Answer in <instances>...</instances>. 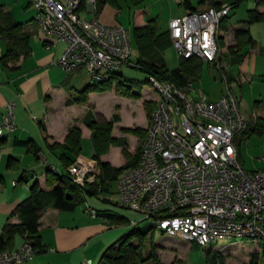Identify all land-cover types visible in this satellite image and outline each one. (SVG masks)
Masks as SVG:
<instances>
[{"label":"built area","instance_id":"1","mask_svg":"<svg viewBox=\"0 0 264 264\" xmlns=\"http://www.w3.org/2000/svg\"><path fill=\"white\" fill-rule=\"evenodd\" d=\"M31 5L45 47L64 42L58 60L64 70L83 71L93 82H104L133 65L129 30L121 23L102 22L96 14L97 0H31ZM231 10L230 3L221 2L220 8L210 6L172 18L170 33L178 56L217 61L219 27ZM150 83L159 95L140 160L118 178L119 203L163 233L202 247L221 237L264 244V170L249 171L239 161L236 137L248 125L240 98L229 90L211 100L204 93L192 94L193 84L178 86L153 75ZM14 108V102L6 104L0 141L15 128ZM69 171L85 188L95 181L99 166L93 158L79 157ZM89 212L98 215L96 210ZM36 253L25 240L17 250L1 252L0 264L27 262ZM93 263L85 259L79 264Z\"/></svg>","mask_w":264,"mask_h":264},{"label":"crops","instance_id":"2","mask_svg":"<svg viewBox=\"0 0 264 264\" xmlns=\"http://www.w3.org/2000/svg\"><path fill=\"white\" fill-rule=\"evenodd\" d=\"M219 1L231 2V0ZM246 1L250 2L249 0ZM191 2L195 5L198 0H191ZM252 2L255 4L247 10L248 13L254 8L264 12V0H253ZM29 4L31 5V0ZM210 6H212L210 3L200 5L198 10H204ZM232 10L229 14L232 13ZM120 12L117 8L106 5L98 17L107 24H122L118 18ZM186 13H188L187 9L184 14ZM153 15L146 13L141 6H137L134 13L135 27L145 25L149 19H155L152 17ZM245 22L234 25L230 22V18L228 20L230 30L227 31V35L230 40L227 48L236 45L232 30L240 27L250 29L254 42L242 50V58L237 62L238 71L227 72L226 74L229 83L236 84V94L241 99L246 111L244 116L249 124L246 133L236 137L240 162L244 168L247 167L249 171H254L264 170V127H262L264 124V40L256 38L253 30L257 27L259 29L264 27V24L260 25L264 21L254 22L249 26ZM24 29L30 33L28 52L17 51L20 52V56L9 58L7 64L1 62V57L13 44L10 39L0 35V64L2 66L0 69V124L6 104L8 102L15 104V128L6 132L4 139L0 141V175L3 178V181L0 182V229L8 222L15 224L21 222L17 215H13V212L18 204L29 196L30 187L35 181H38L45 191L54 188L56 184L52 186L47 182V169L49 165L58 170L64 169L60 155L63 152L69 154V151H64L62 147L54 145L63 143L70 130L72 119L71 116L67 117L66 113L80 112V115H85L89 108L87 103L77 104L73 102V94L68 89L70 87L78 91L72 86L71 78L74 75L87 74L80 71L70 73L67 76V72L58 64L64 50V42L53 43L51 48L47 49L44 44L45 36L38 33L35 20L30 29H27L26 26ZM112 95L123 102L117 104L116 107L133 104V99L117 95L115 90H113ZM96 96V93L89 94V104L94 103L98 111L95 112V115L101 116L103 113L108 115L116 109L111 108L107 112H103L94 101ZM157 98L158 94L155 98L150 97L144 100H149L155 104ZM135 102L139 105L142 102L144 104V101L139 99ZM42 109L46 110L43 118L40 116ZM144 109L146 122L141 127L147 129L149 116H147L146 108ZM36 110H39V113ZM118 114L121 119L114 121L112 136L120 139L124 134L121 123L122 116L120 113ZM112 116L115 117V115ZM42 123L46 128V136L42 129ZM80 127L82 133H87L89 136L92 134L87 125ZM22 139H33L40 146L41 151L38 157H35L26 147L16 143L17 140ZM115 152L119 154L120 151H113V146H111L109 152L102 155V160L109 162L113 167L125 165L128 161L127 157H122L119 154V159H115ZM94 153L95 150L89 157L82 151L77 158H92ZM135 153L136 151H130L131 156H134ZM254 155L257 159H253ZM10 156L17 159L13 162L12 167L8 166ZM116 192L118 193V189ZM79 207L74 211H60L54 207L47 208L41 217L39 227L41 239L47 250L36 253L30 261L17 264H79L85 259H93L91 255H93L94 250L100 253L102 247H106L116 240L118 235L120 236L126 231L125 227L119 228L118 224L111 223L107 217L91 216L89 209L92 208L82 211ZM103 211L112 212L110 209ZM25 240L26 235H17L14 239L13 248L10 250L19 249Z\"/></svg>","mask_w":264,"mask_h":264},{"label":"trees","instance_id":"3","mask_svg":"<svg viewBox=\"0 0 264 264\" xmlns=\"http://www.w3.org/2000/svg\"><path fill=\"white\" fill-rule=\"evenodd\" d=\"M119 1L120 0H97L96 14L99 15L106 5L121 10ZM244 1L246 0H231L230 4L232 5V9L238 7ZM131 2L135 6H139L142 0H131ZM221 2L219 0H198L200 5L210 3V5L212 4V6L217 8H220ZM180 4H183L188 12L198 10L197 6L194 5L191 0H182ZM229 18L230 14L222 18L219 27L220 31L227 32L230 30L228 26ZM248 18L249 19L245 22L247 26L254 22L264 21V12L260 11L258 8L251 9L249 10ZM24 26V23L14 18L11 11L6 10L4 6H0V35L6 39H10L13 44V46L1 57V62L3 64H7L9 58L13 56H20V52H17L19 50L25 53L28 52L30 33L24 29ZM232 36L236 40V45L229 46L228 51L232 54L233 59L238 62L242 58L241 52L244 47L250 44L252 45L254 39L250 29L247 27H240L232 30ZM135 37L138 44V55L136 54V62L131 66L147 71L150 74L148 81H150V76L153 75L160 80L187 87L190 84L194 85V82L199 79L203 62H205L199 56L179 57L180 65L178 67L171 70L166 67L164 58L165 51L173 46V41L170 31L159 32L156 19H149L145 25L135 27ZM218 41L220 43L219 35ZM133 58L134 54L132 62ZM208 63L218 65L220 70L224 69L221 55L217 61ZM225 79L229 86L230 83L227 75H225ZM114 88L123 96L135 99L142 98V87L138 83L124 78L120 71L114 73L110 81H92L91 84H88L84 89L78 91L70 87L68 89L73 94V102L84 104L88 101L91 92H102ZM144 104L150 114L156 103L154 104L147 100ZM114 118L115 121L121 119L118 114H115ZM85 123L92 131V139L95 147V153L92 158L97 160L99 166V172L95 181L89 183L85 188L81 187L74 181L69 171V167L77 160V157L82 152V129L79 126H74L69 130L63 143H56L54 145L56 147H62L64 151H69V154L63 152L60 155V160L63 162L64 169L58 170L54 169L51 165L48 166L47 182L52 186L56 185L50 191L43 190L38 181H35L31 185L29 196L22 200L13 212V215H17L21 222L18 224L8 222L0 229V253L13 248L14 239L17 235H26V240L31 241L37 253L45 252L47 249L41 239L39 227L41 217L47 208L54 207L60 211H74L87 201V196L98 195L102 192H110L111 182L116 179L118 180L119 176L126 169L138 164L142 151V143L147 135V129H135L136 132L140 133L142 140L138 150L134 156L125 152V156L128 159L127 163L121 167H113L109 162H104L102 160V155L109 152L112 145H117L120 142V139L112 136V123L107 121H102L100 123L94 119L91 114H89V117L87 116L85 118ZM248 127L249 124L247 125L246 131ZM262 127H264V124H262ZM42 129L46 136V128L43 123ZM246 131L243 134H245ZM16 143L26 147L35 157H38L41 151L40 146H38L33 139L17 140ZM15 160L17 159L10 156L8 159V166L12 167ZM2 181L3 178L0 175V182ZM96 212L98 214L97 216L101 215L107 217L113 224L129 225L131 223L130 220L120 214L106 211L102 212L100 210H96ZM156 229V226L152 223H149L143 228L132 225L127 232L113 241L104 250L100 264H145L148 258H153L157 261V264H161L155 253L158 245L153 238L150 239V233L154 232ZM148 240L149 244H146ZM257 244H262V247L260 249L256 248L249 253L250 261L246 264H264V244ZM192 245V247H202L196 242H192ZM146 246L149 248L148 251ZM259 247L260 245H258V248ZM147 252L148 254L145 256ZM205 254L207 255L208 264H226L224 255L219 251L205 250Z\"/></svg>","mask_w":264,"mask_h":264},{"label":"rangeland","instance_id":"4","mask_svg":"<svg viewBox=\"0 0 264 264\" xmlns=\"http://www.w3.org/2000/svg\"><path fill=\"white\" fill-rule=\"evenodd\" d=\"M249 1L250 2L245 1L237 9L233 8L232 13L230 14V22L232 24L235 25L242 22L244 23L249 19V13L247 10L255 4V2L253 4V0ZM29 2L30 0H0V5H3L6 10L12 11L14 18L17 21L24 23L27 29H30L32 22H34L35 20L37 11L32 5L29 4ZM195 5L197 6V8H200V4L198 2H195ZM139 6H141L146 11V13L154 14L152 17L156 19L158 30L160 33L170 31V20L178 15H183L186 12L185 6L183 4H178V2H176L175 0H142ZM119 7H121V12L118 18L122 22V24H124L129 30L133 43V63H135L136 56L138 55V44L135 37L134 13L137 6H135L131 2V0H120ZM263 24L264 23L262 22L260 23V25ZM257 25H259V23H257ZM218 33L220 37L219 48L222 53L221 60L224 69L220 70V68L216 64L203 62L201 68L202 72L200 73L199 79L194 82L195 91L192 92V94L204 93L211 100H218V98L220 99V97L225 95L230 90V88L234 94H236L237 92L236 84L230 82L231 84H229L228 86L225 80V75H227V72L238 71V63L233 59L232 54L228 51L227 48L230 37L227 35V32L219 30ZM253 33L256 38L258 37L260 40H264V27L260 29L259 27L254 28ZM164 58L166 67L170 70L180 65V58L174 45L165 51ZM1 68L2 66L0 64V69ZM66 72L67 76H69L70 72ZM120 72L123 74L124 78L136 82L142 87V98H140L139 100L144 101V103L145 101H147L144 99H149L150 97L155 98L156 94H158V92L154 90L150 81H148L150 74L147 71L129 65L122 68ZM70 82L76 89L81 90L84 89L86 85L91 84L92 80L87 75H74L71 78ZM113 90H115V88L102 92L93 91L91 93L97 94L94 101L96 102V105L99 107V109L103 110V112H107L111 108H116L119 110V112L115 109L112 110L113 112L109 113L108 115H106L105 113H103V115L101 116L95 115V112H98L96 106L94 105V103L89 104L88 99L86 103L89 108L85 115H80V112H77L68 114L66 113V116H71L72 119L70 129L74 126H86L85 118L87 116L89 117V114H91L94 119H96L100 123L102 121L112 123L114 128L115 118L112 115L120 113L122 116L121 123L123 126L122 131L124 135L122 138H120V142L117 145L112 146L113 151H120L119 154H121V156L123 157L125 156V152L130 153V151H137L140 146L141 135L139 132H136L135 129L143 128L141 126L146 122V112L144 109L146 107L144 106L145 104H143V102L140 105L137 104L135 101H137L138 99L126 96L124 97L133 99V104H130V106L123 105L121 107H116L117 104L123 102L115 98V95H112ZM115 92L117 93V95L123 96L116 90ZM240 109L243 114L246 113L243 104L241 103V99ZM146 111L147 116H150L147 109ZM36 112L39 113V110H36ZM45 112L46 110L42 109V111L40 112L41 118H43ZM145 129L146 128H143V130ZM94 150L95 147L93 144L92 134L89 136L87 133H82L83 154H86V156L90 157L92 155V151ZM116 153L117 152L114 153V157L115 159H119L120 155ZM52 159L54 158L52 157ZM253 159H257V157H255L254 155ZM245 168L248 170L247 167ZM111 183L112 184L110 192H102L98 195L87 196V201H85L79 207V209H82V211H85L88 208L100 211H103L104 209H110L112 213L123 215L131 221L129 225H119V228H126L125 232H127L132 227V225H136L140 228L146 227L150 223L148 219L140 220V213L119 203L120 197L116 192L118 189V180H113ZM134 222L137 223L134 224ZM124 233H122L120 236H122ZM120 236L118 235L117 239ZM151 238H153L158 245L155 253L157 254L161 264H208L205 250L219 251L224 255L226 264H246L250 261L249 253L256 248L260 249L262 247V244H257L251 239H243L241 237H221L217 242H212L207 247L197 248L192 247L193 245L190 240H187L180 235L172 236L165 234L159 229H156L154 232L150 233V239ZM110 244H108L106 247H102V251L100 253L95 250L92 252L93 255L91 256L94 260L93 264L101 263L102 254ZM146 244H149V240ZM258 245H260L259 248ZM148 249L149 248L147 247V251ZM147 254L148 252L145 254V256ZM145 264H157V261H155V259L153 258H148Z\"/></svg>","mask_w":264,"mask_h":264}]
</instances>
